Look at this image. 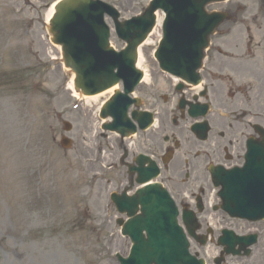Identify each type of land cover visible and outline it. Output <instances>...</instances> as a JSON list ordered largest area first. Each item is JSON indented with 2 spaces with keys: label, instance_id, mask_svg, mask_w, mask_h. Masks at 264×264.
I'll list each match as a JSON object with an SVG mask.
<instances>
[{
  "label": "rangeland",
  "instance_id": "obj_1",
  "mask_svg": "<svg viewBox=\"0 0 264 264\" xmlns=\"http://www.w3.org/2000/svg\"><path fill=\"white\" fill-rule=\"evenodd\" d=\"M54 1L0 0V264H118L115 253L126 255V238L109 194L126 186L124 151L118 135L96 133L99 120L89 117L90 110L66 113L69 77L45 22ZM127 1L120 9L124 17L149 0ZM210 8L240 11L241 24L229 22L222 29L234 26L233 34L249 27L255 42L263 38L261 0ZM232 34L215 42L226 46ZM111 40L124 45L114 34ZM157 43L144 47L148 61L141 67L151 71L159 91L166 81L149 55ZM63 120L72 123L70 134ZM63 134L73 140L69 150L60 145Z\"/></svg>",
  "mask_w": 264,
  "mask_h": 264
},
{
  "label": "water",
  "instance_id": "obj_2",
  "mask_svg": "<svg viewBox=\"0 0 264 264\" xmlns=\"http://www.w3.org/2000/svg\"><path fill=\"white\" fill-rule=\"evenodd\" d=\"M222 0H154L144 15L134 25H126V21H119L115 15V23L119 36L127 41L128 46L121 53H115L109 46L108 30L102 23V18L84 24L82 18H86L87 6L93 4V0H63L58 7V15L52 21L50 31L54 35V41L63 45L64 61L77 74L76 85L83 94H93L104 91L118 84L120 80L125 83L127 92L133 89L132 82L142 76V72L136 68L137 47L145 40L148 33L155 25V11L164 9L167 18L164 23L165 37L161 48L165 49V60L162 51L158 53L160 62L167 69L175 71L187 82L198 84L200 77L195 73L202 64L204 50L209 46L211 36L218 27L228 20L227 12H213V15L205 12L206 5ZM90 14L93 15L91 9ZM114 10L110 11L113 14ZM103 14V11H102ZM212 14V13H211ZM215 14V15H214ZM117 17V18H116ZM102 32V36L93 39L89 29ZM86 29V30H85ZM87 33V35H85ZM115 69L118 71L115 72ZM135 82V83H136ZM119 91L106 104L109 106L123 103L125 96H118ZM127 100V95H126ZM114 101V102H113ZM106 116V112L104 113ZM117 122H123L122 110L115 113ZM125 119V118H124ZM122 137L132 133L131 130L118 129ZM141 181L150 178V174L143 168ZM118 204L126 210V193L120 196ZM131 211L136 213L142 204L144 218H139L143 227H149L153 232L150 245L154 246L156 253H136L131 260L120 258L122 264H143L144 260L158 258L160 254L173 256L168 246L180 247L183 241L164 235L161 221H156L157 212L167 208L162 203L169 205L168 199L159 189V185L152 184L144 187L131 199ZM168 207L165 211H171ZM172 216V214H170ZM137 239L136 237H134ZM141 244V239L137 240ZM164 252V253H161ZM170 253V254H168Z\"/></svg>",
  "mask_w": 264,
  "mask_h": 264
},
{
  "label": "flooded vegetation",
  "instance_id": "obj_3",
  "mask_svg": "<svg viewBox=\"0 0 264 264\" xmlns=\"http://www.w3.org/2000/svg\"><path fill=\"white\" fill-rule=\"evenodd\" d=\"M227 68L247 79L235 81L232 76L227 75L230 77L227 81L223 76ZM258 69V62L233 64L220 60L212 62L207 68L206 77L209 84H206L205 92H201L205 93V98L211 102V111L206 117L211 129L205 141L194 139L189 129L187 132L186 126L189 124L185 123L180 127L170 125V116H176L182 123L181 119L189 121L184 110L182 117L183 114L176 103H170L171 98L159 99L152 94L146 95L147 109L160 114L155 133L160 135V139L155 142L153 151L160 153V160L164 161L163 170L173 185H176L174 180L182 182L179 185L183 189L176 192L177 195L191 190L194 182L200 180L202 171H207L211 164L230 167L243 162L246 140L253 136L257 139L254 126L264 125V81ZM221 112H226L227 115ZM191 193L197 194L195 191ZM187 208L193 209L190 204ZM202 212L198 216L201 233L208 235V240L211 241L201 249L206 264H264V220L249 224L225 214H216L209 208ZM224 226L240 235L258 231L251 247L250 258L227 254L229 246L220 245L218 242ZM239 247L240 244L236 242L234 248Z\"/></svg>",
  "mask_w": 264,
  "mask_h": 264
},
{
  "label": "bare ground",
  "instance_id": "obj_4",
  "mask_svg": "<svg viewBox=\"0 0 264 264\" xmlns=\"http://www.w3.org/2000/svg\"><path fill=\"white\" fill-rule=\"evenodd\" d=\"M54 13V4L50 7V9L48 10V13H47V16H46V19L47 21L51 18V16L53 15ZM161 21H162V15L158 13V25L157 27L155 28V30L152 32V34L150 35V37L147 39V41L145 42V45H153L155 44V40L161 36V28H160V24H161ZM242 38V34L240 31H238V33L236 34V36L234 37V40L235 41H239L240 39ZM143 49L144 47H142L140 49V60H139V63L138 65L141 66L143 62H146L148 61L146 56L144 55L143 53ZM148 79V75L146 73V78L145 80ZM73 78L70 79L69 81V84H68V88L69 89H72L73 87ZM118 86H115L111 89H109L108 91L100 94V95H104V94H110L112 93L115 89H117ZM100 95H97V96H92V97H86V99L90 100V103H92L93 105H95L96 103H98V101L100 100Z\"/></svg>",
  "mask_w": 264,
  "mask_h": 264
}]
</instances>
